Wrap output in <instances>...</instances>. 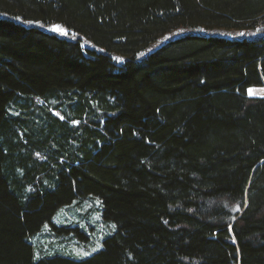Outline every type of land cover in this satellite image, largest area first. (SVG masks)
<instances>
[{"label":"trees","instance_id":"obj_1","mask_svg":"<svg viewBox=\"0 0 264 264\" xmlns=\"http://www.w3.org/2000/svg\"><path fill=\"white\" fill-rule=\"evenodd\" d=\"M263 84L264 0H0V264H264ZM87 196L102 248L35 260Z\"/></svg>","mask_w":264,"mask_h":264},{"label":"rangeland","instance_id":"obj_2","mask_svg":"<svg viewBox=\"0 0 264 264\" xmlns=\"http://www.w3.org/2000/svg\"><path fill=\"white\" fill-rule=\"evenodd\" d=\"M56 28L62 31H57ZM47 31L61 38H74L73 34L67 32L60 24L52 25ZM246 92L249 96L264 97V84L261 87H249ZM113 231V223L101 216L99 200L87 196L58 209L51 225L46 222L41 231L29 236L27 241L33 248L35 260L52 256L80 260L101 249L103 240Z\"/></svg>","mask_w":264,"mask_h":264},{"label":"snow or ice","instance_id":"obj_3","mask_svg":"<svg viewBox=\"0 0 264 264\" xmlns=\"http://www.w3.org/2000/svg\"><path fill=\"white\" fill-rule=\"evenodd\" d=\"M17 19H19V17H17ZM55 30H57V31H62V30L59 29V28H56ZM249 94L251 95V90H249Z\"/></svg>","mask_w":264,"mask_h":264}]
</instances>
